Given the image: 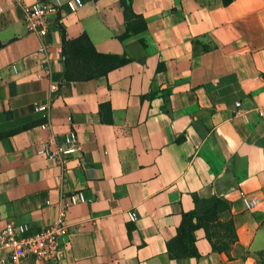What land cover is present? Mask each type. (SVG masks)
<instances>
[{
    "label": "crops",
    "instance_id": "1",
    "mask_svg": "<svg viewBox=\"0 0 264 264\" xmlns=\"http://www.w3.org/2000/svg\"><path fill=\"white\" fill-rule=\"evenodd\" d=\"M33 1L0 0V231L8 221L45 227L71 192L82 190L87 201L68 208L61 260L17 264H258L264 116L254 109L264 107V0H131L146 29L121 40L120 1L82 0L74 12L62 6L49 15L44 53L24 24ZM63 33L69 40L85 33L96 51L130 62L66 80ZM40 60L49 68L43 78ZM237 101L247 121L235 115ZM34 102L48 105L50 127H40ZM69 129L78 133L81 161L61 166L36 153L40 141ZM241 192L258 207L245 210ZM193 195L228 203L218 217L232 221L237 238L217 252L198 228L199 256L172 258Z\"/></svg>",
    "mask_w": 264,
    "mask_h": 264
},
{
    "label": "built area",
    "instance_id": "2",
    "mask_svg": "<svg viewBox=\"0 0 264 264\" xmlns=\"http://www.w3.org/2000/svg\"><path fill=\"white\" fill-rule=\"evenodd\" d=\"M82 5V0H34L25 8L24 24L28 31L37 35L39 44L36 51L38 53H44L47 48L49 15L56 14L62 6L74 12ZM10 68L16 72V65L13 64ZM38 68L37 78H43L49 74L46 60H40ZM56 87V85H51L52 89ZM33 106L44 118L40 127L43 129L50 127L47 119L48 105L34 102ZM254 110L259 116H264V107ZM234 113L248 120L247 110L243 109L238 101L235 102ZM68 120H70L69 117ZM36 153L55 160L61 166L70 160L81 161L82 147L77 131L69 129L60 136L51 135L39 142ZM240 198L245 210H252L260 204L257 197L248 196L242 192ZM85 201L87 199L82 190L66 195L59 203L58 213L54 220L36 231H31L29 225L25 223L8 221L0 231V248L6 252V256L0 258V264H17L24 258H34L44 263H56L61 260L69 245L68 208ZM46 204H49V201H46ZM126 218L130 222H135L138 216L134 210H130L126 212Z\"/></svg>",
    "mask_w": 264,
    "mask_h": 264
},
{
    "label": "trees",
    "instance_id": "3",
    "mask_svg": "<svg viewBox=\"0 0 264 264\" xmlns=\"http://www.w3.org/2000/svg\"><path fill=\"white\" fill-rule=\"evenodd\" d=\"M123 9L125 31L118 39L146 29L144 19L134 13L131 0H119ZM230 0H223L227 4ZM62 52L65 59L66 80H89L106 75L110 70L130 62L125 55L101 53L96 51L89 37L83 33L79 37L69 40L62 37ZM0 133V137L4 136ZM195 207L192 211L183 213L176 229V238L180 247H170L169 255L172 258L198 257L195 247L194 231L198 228L205 230L212 250L227 251L236 240V233L232 221L222 222L218 214L228 209L229 205L216 195L201 199L193 195ZM223 230V235L220 231ZM264 261V250L259 253Z\"/></svg>",
    "mask_w": 264,
    "mask_h": 264
},
{
    "label": "rangeland",
    "instance_id": "4",
    "mask_svg": "<svg viewBox=\"0 0 264 264\" xmlns=\"http://www.w3.org/2000/svg\"><path fill=\"white\" fill-rule=\"evenodd\" d=\"M258 264H264L263 258L261 256L258 258Z\"/></svg>",
    "mask_w": 264,
    "mask_h": 264
}]
</instances>
